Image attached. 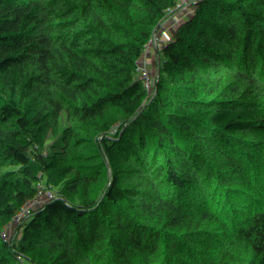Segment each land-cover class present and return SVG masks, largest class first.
<instances>
[{"label": "trees", "instance_id": "obj_1", "mask_svg": "<svg viewBox=\"0 0 264 264\" xmlns=\"http://www.w3.org/2000/svg\"><path fill=\"white\" fill-rule=\"evenodd\" d=\"M207 5L244 53L168 68L120 153L158 47L210 55ZM0 264H264V0H0Z\"/></svg>", "mask_w": 264, "mask_h": 264}, {"label": "built area", "instance_id": "obj_2", "mask_svg": "<svg viewBox=\"0 0 264 264\" xmlns=\"http://www.w3.org/2000/svg\"><path fill=\"white\" fill-rule=\"evenodd\" d=\"M205 12L207 15L212 17V21L214 22V31L216 34L215 42L208 47L207 49L210 51V54L215 57L216 61H226L229 58L235 57L233 52L237 47L241 45L240 42L236 40L233 36L229 33L224 31L222 28L218 27L217 23L221 19V16L218 12H216L210 5H207L205 8ZM245 51V46L243 47L242 53ZM158 56L160 58V68L158 72L153 76L152 80L147 83L145 88V99L150 95V93L154 90L157 82L162 80L163 75L165 74L166 70L169 68L170 70H178L189 66L191 68L197 67L199 65V60H189L191 54L193 53L190 46H179V47H172V46H159L158 47ZM203 62V61H201ZM208 63L211 61L208 60ZM137 121L133 124L131 133L128 135L127 140L120 142V149L122 150L120 153L124 151H128L131 146L139 143L141 138L146 135H149L155 132V127L158 125L157 115L150 118L148 121L142 117L140 113L136 119ZM117 154L116 157L120 155ZM121 171V169L119 168ZM113 170L109 167H106L105 172L103 173V177L109 182L112 179ZM91 212L94 213L96 219L100 224L103 223L104 218L108 213V209L103 208L100 202L96 200H92L90 202Z\"/></svg>", "mask_w": 264, "mask_h": 264}, {"label": "crops", "instance_id": "obj_3", "mask_svg": "<svg viewBox=\"0 0 264 264\" xmlns=\"http://www.w3.org/2000/svg\"><path fill=\"white\" fill-rule=\"evenodd\" d=\"M208 61V60H207ZM206 60H204L203 62L200 63L201 64H208ZM163 79V78H162ZM161 85H162V80H159L154 88V90L150 93V95L146 98L145 100V104L147 105L148 109L149 107L155 102V97L158 94H160L161 91ZM144 113L146 115V119L147 115L149 117L150 112L148 110H144ZM144 118V117H143ZM131 153H133V151H131ZM125 160V159H124ZM113 162V163H112ZM112 165H111V169L113 170L114 174L115 172H117L119 170V168H122V165L124 163L123 160H119L118 157L114 156V159L112 160ZM117 176V175H116ZM106 180V179H105ZM107 181V180H106ZM106 181H102L101 183L98 184L96 192L92 195V197L94 199H97L100 203L102 202L101 200L105 197V195H107L109 193V184H107Z\"/></svg>", "mask_w": 264, "mask_h": 264}, {"label": "rangeland", "instance_id": "obj_4", "mask_svg": "<svg viewBox=\"0 0 264 264\" xmlns=\"http://www.w3.org/2000/svg\"><path fill=\"white\" fill-rule=\"evenodd\" d=\"M245 48H246V46H245ZM241 54H242V48H240V47L236 51L233 52V55L234 56H239ZM189 60H192V61L199 60V64L201 63V61H204V60H206V61L207 60H210L211 63L212 62L213 63L218 62V61L215 60V57H213L211 54L210 55H196V54L192 53L191 56H190V58H189ZM201 66H204V64H202ZM157 94H158V92H157ZM158 96L159 95H156V99L158 98ZM233 98H235V97L234 96L228 97L227 100H226V102H231L233 100ZM156 99H155V102H154L153 106L151 105L149 107V109H148V107H147L146 104L144 106L145 107V110H148L150 112L149 119L152 118V117H154L157 114V112H156ZM239 106H240L239 109L241 107H243L242 112H244V111H246V106H248V104H245V105L242 104V105H239ZM233 108L236 109L238 107L237 106H233ZM249 112H251V114H252V110L251 109H250ZM142 117H144V119H145V120H143L144 122L147 121L145 113L142 114ZM106 197L107 196L105 195V197L101 201H103L102 203H103L104 206L109 207L110 204H109L108 198H106Z\"/></svg>", "mask_w": 264, "mask_h": 264}, {"label": "water", "instance_id": "obj_5", "mask_svg": "<svg viewBox=\"0 0 264 264\" xmlns=\"http://www.w3.org/2000/svg\"><path fill=\"white\" fill-rule=\"evenodd\" d=\"M163 83H162V87H161V92H160V95H162V92H163ZM159 95V99L161 98V96ZM114 158H112V160H113ZM112 160H111V162H112ZM111 162L106 166V167H109V165L111 164Z\"/></svg>", "mask_w": 264, "mask_h": 264}]
</instances>
